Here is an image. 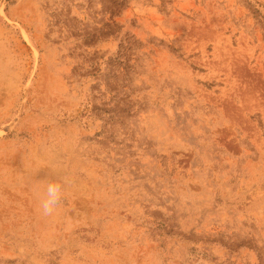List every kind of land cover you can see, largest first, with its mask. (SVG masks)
<instances>
[{
  "label": "rangeland",
  "instance_id": "374dc122",
  "mask_svg": "<svg viewBox=\"0 0 264 264\" xmlns=\"http://www.w3.org/2000/svg\"><path fill=\"white\" fill-rule=\"evenodd\" d=\"M0 264H264V0H0Z\"/></svg>",
  "mask_w": 264,
  "mask_h": 264
},
{
  "label": "clouds",
  "instance_id": "9594fccd",
  "mask_svg": "<svg viewBox=\"0 0 264 264\" xmlns=\"http://www.w3.org/2000/svg\"><path fill=\"white\" fill-rule=\"evenodd\" d=\"M60 186L56 183H51L47 188V198L41 203V207L45 214H49L54 210V207L59 199Z\"/></svg>",
  "mask_w": 264,
  "mask_h": 264
}]
</instances>
